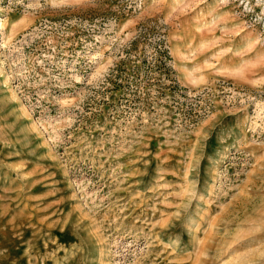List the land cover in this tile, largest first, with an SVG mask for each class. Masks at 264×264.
I'll return each mask as SVG.
<instances>
[{
	"label": "rangeland",
	"instance_id": "obj_1",
	"mask_svg": "<svg viewBox=\"0 0 264 264\" xmlns=\"http://www.w3.org/2000/svg\"><path fill=\"white\" fill-rule=\"evenodd\" d=\"M0 264H264V0H0Z\"/></svg>",
	"mask_w": 264,
	"mask_h": 264
}]
</instances>
